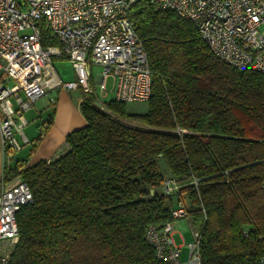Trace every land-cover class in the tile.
<instances>
[{"label": "trees", "instance_id": "1", "mask_svg": "<svg viewBox=\"0 0 264 264\" xmlns=\"http://www.w3.org/2000/svg\"><path fill=\"white\" fill-rule=\"evenodd\" d=\"M129 16L151 73L147 109L111 99L101 110L83 95L87 123L66 135L68 150L21 172L32 200L8 264H166L145 230L184 195L202 263L252 264L264 254V73L218 58L173 10L139 0ZM165 178L176 193L157 192Z\"/></svg>", "mask_w": 264, "mask_h": 264}, {"label": "built area", "instance_id": "2", "mask_svg": "<svg viewBox=\"0 0 264 264\" xmlns=\"http://www.w3.org/2000/svg\"><path fill=\"white\" fill-rule=\"evenodd\" d=\"M139 0H0V138L4 160L30 143L23 132L24 112L50 91L79 89L93 95L105 110L103 98L145 102L152 94L151 73L136 25L129 16ZM155 9H170L190 20L209 49L236 69L264 73V0H145ZM42 28L56 44L42 46ZM66 58L74 72L64 80L53 59ZM101 71L93 74V67ZM111 78V87L105 81ZM97 89H96V88ZM47 123L41 125L39 137ZM264 192V157L261 159ZM26 163L16 164L0 189V264H8L18 240L16 215L31 202L32 193L21 176ZM191 183L197 187V180ZM166 194L176 193L173 178L162 182ZM162 228L150 224L145 239L158 260L166 264H203L201 233L193 231L187 256L173 239L174 224L189 217L182 203L171 211ZM252 264H264V254Z\"/></svg>", "mask_w": 264, "mask_h": 264}, {"label": "crops", "instance_id": "3", "mask_svg": "<svg viewBox=\"0 0 264 264\" xmlns=\"http://www.w3.org/2000/svg\"><path fill=\"white\" fill-rule=\"evenodd\" d=\"M52 93L54 94V98L50 99V105H54L52 114L44 117L45 111L33 110L32 108L24 112L27 124L23 132L29 139V144L14 152L8 160H4L0 138V189L2 181H10L13 175L11 169L17 163L32 165L40 160L55 159L68 150V145L65 141L66 135L86 125L87 122L79 107L82 99L80 90L78 96L73 93V90H58ZM29 110H33V112L27 118L25 114ZM44 123H47L48 126L43 130L40 139H38L41 125ZM31 125L34 127L28 133L27 129ZM26 147H28L27 151H23Z\"/></svg>", "mask_w": 264, "mask_h": 264}, {"label": "rangeland", "instance_id": "4", "mask_svg": "<svg viewBox=\"0 0 264 264\" xmlns=\"http://www.w3.org/2000/svg\"><path fill=\"white\" fill-rule=\"evenodd\" d=\"M261 29L264 30V25L261 27ZM53 62H54V66H55L57 72L59 73V75L62 79L72 80L74 78V72H73V69L71 68V64H70L68 59H66V58H61V59L60 58H54ZM100 71H101V68H99L98 66L93 67V74L94 75ZM111 83H112L111 78H107L105 81L106 87L110 88ZM52 92H48L45 96L41 97L35 103V105L32 107V109L45 111V113L43 114L44 117L49 115V114H52L53 106H54V105H50L51 104L50 99L54 98V94ZM73 93L78 96L79 90L75 89V90H73ZM112 97H113L112 93H109L106 97L103 98V101L111 100ZM126 106H127V111L131 114L132 113H134V114L144 113L147 109L146 102H131V103H127ZM33 110H29L26 112L25 115L27 118H29L31 116ZM33 127L34 126L31 125L27 129V132L30 133L31 129H33ZM27 148L28 147H26L25 149L23 148L24 149L23 151H27ZM160 166L162 169H165V163L162 160H160ZM162 189L163 188L158 187L157 192H161ZM181 198H182L181 203L183 205L190 206V202L185 195L182 196ZM191 220H192L191 217H186V218L177 220L174 224L173 239L177 245H182V247H181V253H182L181 258L182 259H184L187 256L186 244L193 240V231H196L198 229L197 226L192 224Z\"/></svg>", "mask_w": 264, "mask_h": 264}]
</instances>
